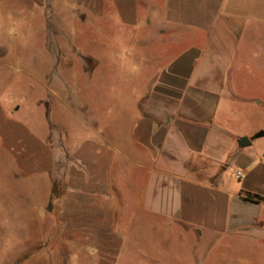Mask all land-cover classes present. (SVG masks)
Instances as JSON below:
<instances>
[{
  "label": "crops",
  "instance_id": "obj_1",
  "mask_svg": "<svg viewBox=\"0 0 264 264\" xmlns=\"http://www.w3.org/2000/svg\"><path fill=\"white\" fill-rule=\"evenodd\" d=\"M146 1L144 15L141 0L88 1L100 18L110 2L118 24L153 31L164 48L149 51L152 39L138 40L139 52L128 56H137L136 84L128 90L135 101L105 105L83 141L81 131L73 145L62 141L67 133L59 123L49 133L45 122L38 133L0 102V221L4 207L16 214L17 205L26 213L36 206L46 235L60 222L88 247L112 254L98 264H117L134 249L156 264H191L196 249L177 258L178 243L264 235V201L246 199L264 197V150L250 148L263 129L241 124L239 110L257 100L240 96L234 80L252 33L264 28V0ZM58 4L0 0V13L14 14L21 29L33 27L31 15L45 13L49 27ZM48 44L62 50L47 48L42 75L63 77L62 43ZM243 137L249 146H239ZM238 170L244 178H235ZM56 184L62 188L54 198Z\"/></svg>",
  "mask_w": 264,
  "mask_h": 264
},
{
  "label": "rangeland",
  "instance_id": "obj_2",
  "mask_svg": "<svg viewBox=\"0 0 264 264\" xmlns=\"http://www.w3.org/2000/svg\"><path fill=\"white\" fill-rule=\"evenodd\" d=\"M88 1L82 0L79 7L74 0H58L53 14L57 20L51 21L50 28L45 23V13L31 15L33 27L26 29L14 25L10 19L14 14L0 13V102L16 108L15 119L38 133L45 122L49 133L56 127L52 122L59 123L66 129L61 133L69 134L62 141L70 145L79 139L80 131L83 141L92 127L90 118L103 116L105 105L114 107L135 101L128 90L136 84L137 56L134 54L132 59L128 56L132 51L139 52L138 40L144 36L152 39L149 51L164 48L153 31L128 29L118 24L120 18L110 2L100 18L89 11ZM141 1L140 11L141 14L145 11L144 15L147 1ZM51 40L53 43L59 40L66 55L63 77L61 73L59 77L42 75L47 64L43 59L48 54L47 48L61 47L60 44L49 46ZM250 40L238 61L240 73L234 80L240 96L257 101L250 110L241 109L239 113L241 124L248 122V126L261 127L264 131V28L256 29ZM53 138L56 142V136ZM256 142L250 148L264 150V137ZM258 157L263 158L261 152ZM61 188V184H56L54 190L57 193ZM16 208V214L4 212L6 207L1 213L0 264H98L111 257L108 251L98 252L95 247H88L69 226L60 222V230L54 229L46 235L44 213L38 207L33 206L29 213L23 205ZM260 216L263 225L260 230L264 232L263 210ZM192 249L197 252L191 264H264V235L255 241L231 236L220 240L208 238L199 243L188 239L178 243L177 258L190 257L188 253ZM158 255L166 254L158 252ZM139 260L156 264L152 257L135 249L125 252L117 264H139Z\"/></svg>",
  "mask_w": 264,
  "mask_h": 264
},
{
  "label": "water",
  "instance_id": "obj_3",
  "mask_svg": "<svg viewBox=\"0 0 264 264\" xmlns=\"http://www.w3.org/2000/svg\"><path fill=\"white\" fill-rule=\"evenodd\" d=\"M264 137V131H259L258 133H256L251 139H258ZM251 139L247 138V137H243L239 140L238 144L241 147H246L249 146L251 144Z\"/></svg>",
  "mask_w": 264,
  "mask_h": 264
},
{
  "label": "trees",
  "instance_id": "obj_4",
  "mask_svg": "<svg viewBox=\"0 0 264 264\" xmlns=\"http://www.w3.org/2000/svg\"><path fill=\"white\" fill-rule=\"evenodd\" d=\"M53 195H54V198H55L56 197L55 190L53 192ZM246 199L249 200V201H255V202L264 201V197H262V196H260L258 194H254V195L249 194V196H247ZM47 209H48V211L52 210V202L49 204Z\"/></svg>",
  "mask_w": 264,
  "mask_h": 264
},
{
  "label": "built area",
  "instance_id": "obj_5",
  "mask_svg": "<svg viewBox=\"0 0 264 264\" xmlns=\"http://www.w3.org/2000/svg\"><path fill=\"white\" fill-rule=\"evenodd\" d=\"M244 176H245V172H244V171L238 170V171L235 173V178H236V179H242V178H244Z\"/></svg>",
  "mask_w": 264,
  "mask_h": 264
}]
</instances>
